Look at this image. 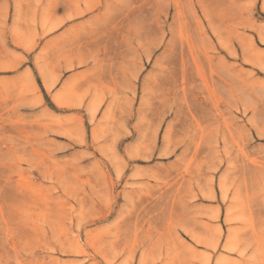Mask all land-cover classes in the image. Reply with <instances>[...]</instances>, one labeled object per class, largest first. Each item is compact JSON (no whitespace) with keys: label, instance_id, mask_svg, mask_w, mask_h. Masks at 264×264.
<instances>
[{"label":"rangeland","instance_id":"374dc122","mask_svg":"<svg viewBox=\"0 0 264 264\" xmlns=\"http://www.w3.org/2000/svg\"><path fill=\"white\" fill-rule=\"evenodd\" d=\"M100 2L0 0V264H264V0H132L143 74L73 106Z\"/></svg>","mask_w":264,"mask_h":264},{"label":"crops","instance_id":"0c3cea01","mask_svg":"<svg viewBox=\"0 0 264 264\" xmlns=\"http://www.w3.org/2000/svg\"><path fill=\"white\" fill-rule=\"evenodd\" d=\"M105 1L107 0L100 2V6L97 4L99 7L92 13L86 9L82 15L80 12L73 15V18L77 15V19L72 21V27L77 31L72 38L73 50L69 62L72 68L73 106L77 105L73 102L77 99L76 93L81 94L85 90H89L90 94L95 92V98H105L110 91H116L119 94L115 96L121 98L122 92L128 91L129 83L138 81L136 76L143 74L144 49L139 50L134 43H142L141 47H144L143 43L146 41L148 48L151 46V51L155 49L153 29L151 33L148 29L149 34L142 31L132 35V45H128L130 37L124 29L128 26L132 0H120L118 10H115L117 6L111 4V1ZM108 30L111 34L105 36L104 33ZM65 64L68 65L67 62ZM63 82L58 86V90L63 86Z\"/></svg>","mask_w":264,"mask_h":264}]
</instances>
